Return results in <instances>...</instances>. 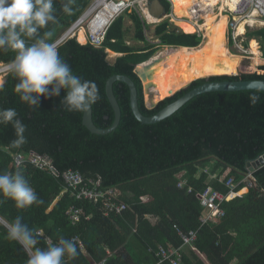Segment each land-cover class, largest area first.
I'll list each match as a JSON object with an SVG mask.
<instances>
[{
  "label": "trees",
  "instance_id": "trees-1",
  "mask_svg": "<svg viewBox=\"0 0 264 264\" xmlns=\"http://www.w3.org/2000/svg\"><path fill=\"white\" fill-rule=\"evenodd\" d=\"M160 1L170 14L171 4ZM63 2L54 0L57 22L40 29L41 36L49 33V43L55 44L93 0H72L71 14L63 11ZM172 2L176 17L199 23L196 26L206 32L204 43L198 34L181 32L167 20L156 27L155 35L160 41L158 46L169 47L158 51L160 48L154 46H128L130 29L125 27L123 15L110 26L102 49L79 44L75 39L58 47L73 75L98 86L101 99L92 105L98 128L109 129L115 121L106 92L108 80L115 75L133 80L139 109L145 117L155 116L207 82L264 81V65L256 66L252 56L242 60L228 51V19L223 18L225 11L220 0ZM126 15L133 23V40L148 43L145 30L151 26L137 12ZM250 36L259 37V44L252 49L264 59V29ZM246 45L251 49L250 42ZM106 49L115 53L110 52L111 58L122 57L112 64ZM15 55L11 49H0V62L12 63ZM151 57L148 72L152 71V78L145 85L151 86L154 101L165 100L193 83L154 110L146 107L143 86L135 74L136 67ZM238 70V77H226L237 75ZM213 76L224 77L205 80ZM17 83L13 71L0 92V109L16 110L17 118L26 125L27 142L20 148L10 147L16 139L13 125L0 124V173L21 172L43 203L17 209L13 200L0 196L5 201L0 205V264H27L29 253L16 241L7 239L4 227V222L12 223L17 216L23 217V223L38 234L37 248L47 249V239L57 245L60 238H80L84 251L77 246L78 255L73 259L65 255L63 264H155L160 247L182 246L176 227L184 232L199 230L197 241L184 255V264H264V196L240 184L248 173V163L264 156V92L205 93L171 117L144 125L133 114L129 87L117 82L114 94L121 108V121L115 131L100 136L83 125L84 112L64 110L61 100L66 96L65 90L59 97L41 96L40 107L32 108L14 92ZM253 94L260 97L255 105L249 99ZM31 152L50 158L60 175L29 162L16 168L13 156H28ZM68 171L79 172L86 181L100 178L103 188H119L123 193L121 201L129 209L107 217L100 206L77 200L72 190L63 193V175ZM183 177L188 186L180 189ZM254 177L259 189L264 190V167L256 170ZM230 179L239 184L237 197L222 205V219L201 227L203 208L197 194L212 187L228 195L226 184ZM146 197L148 201L143 200ZM71 208L85 212L76 225L68 216Z\"/></svg>",
  "mask_w": 264,
  "mask_h": 264
},
{
  "label": "clouds",
  "instance_id": "clouds-1",
  "mask_svg": "<svg viewBox=\"0 0 264 264\" xmlns=\"http://www.w3.org/2000/svg\"><path fill=\"white\" fill-rule=\"evenodd\" d=\"M71 3L72 0L62 3V9L67 14L72 13ZM49 22H57L54 0H0V49L16 52L12 64L18 83L14 92L22 102L35 108L40 107L41 96L45 99L59 97L63 89L66 91L61 100L64 110L87 112L101 99L98 86L93 81L73 75L70 65L61 58L57 45L47 42L49 33L40 35V29ZM26 38L33 42L27 44ZM3 90V84H0V92ZM249 99L255 105L260 97L253 94ZM17 116L14 108L0 109V124L12 123L15 130L16 139L10 142L12 148H20L27 142L24 135L26 125ZM0 196L13 200L17 209L43 203L19 171L15 174L0 173ZM4 202L0 199V205ZM4 227L7 239L16 241L29 253L27 264H63L65 255L69 259L78 255L76 244L64 238L47 249L37 248L38 234L23 223L21 216H17L12 223L4 222Z\"/></svg>",
  "mask_w": 264,
  "mask_h": 264
},
{
  "label": "built area",
  "instance_id": "built-area-1",
  "mask_svg": "<svg viewBox=\"0 0 264 264\" xmlns=\"http://www.w3.org/2000/svg\"><path fill=\"white\" fill-rule=\"evenodd\" d=\"M142 1H146L148 5L149 0H93L89 9L55 42V44L59 47L67 41L75 39L79 44H90L96 49H102L105 44L107 32L113 22L128 12H137L139 14V4ZM167 1L171 4L172 8L171 13L166 14L164 17V21L169 20L172 22L174 18L173 3L172 0ZM109 7H114L115 14L109 20L106 19V21L103 22L101 18H105ZM224 14L229 17L228 43L234 44L242 54H249V56L254 57L251 49H246V43L249 42L247 38L251 32L264 29V0H235L231 3V7L226 8ZM164 21H160L157 24H161ZM199 22L202 23L201 20ZM242 23H245L246 31L244 35L239 36L237 31L239 25ZM81 31H84V43L79 40V34ZM145 33H147V30H145ZM195 34H198L202 39H205L203 32L198 31ZM106 51L109 54V50L106 49ZM261 59L264 61L263 58ZM13 71L14 66L12 63H1L0 77L6 79V77ZM13 158L16 168L29 162L41 170L48 169L55 174L54 171L56 169L50 158L46 156L42 157L31 152L28 156L16 154ZM254 173L255 172L248 171L240 184H243L246 189L258 190L261 193V196H264V190L259 189ZM63 179L66 185V190L63 193L67 192V189L72 190V193L76 196L77 200L100 206L102 212L107 217L112 214H122L129 209V206L121 201V197L123 196L121 190L119 188H103L102 180L100 178L86 181L83 175L79 172L68 171L63 175ZM238 185L239 184L235 183L234 179H230L226 184L227 188L230 189L228 195L216 191L212 187H208L203 193L197 194V198L203 208V214L200 217L201 227L217 223L225 216L222 205L237 197L235 191ZM187 186L188 180L183 177L179 182L178 188L184 189ZM188 191L192 192V189L189 188ZM143 200L148 201L149 198L146 197L143 198ZM84 214L85 212L82 209L77 208H71L68 212L70 220L75 225L81 221V217ZM176 229L182 240V246L169 249L160 247L157 252L158 261L155 264H184V255L197 241L199 230L184 232L178 227H176ZM72 241L84 251V245L79 237L74 238ZM47 242L49 245L52 244L50 239H47ZM107 252L112 256L109 250H107Z\"/></svg>",
  "mask_w": 264,
  "mask_h": 264
},
{
  "label": "water",
  "instance_id": "water-1",
  "mask_svg": "<svg viewBox=\"0 0 264 264\" xmlns=\"http://www.w3.org/2000/svg\"><path fill=\"white\" fill-rule=\"evenodd\" d=\"M147 8L149 10V13L154 18L159 20V22L164 21V19H165L164 17L166 16L167 13H166L164 6L161 4L160 0H149ZM163 47H169V46H163ZM170 48H180V47H170ZM120 57H122V55ZM151 59H152V57L147 62L138 65L135 69V74L137 75V77L139 78V80L142 83L144 96L148 94V98L146 97V101H145L146 107L149 110H154L163 101H165L168 98L174 97L177 93H179L183 90L188 89L193 83L188 88H185V89L177 92L176 94L172 95L171 97L166 98L165 100L154 101L153 94L149 91L151 86L145 85V82L149 79L151 80V78H152L151 77L152 71L148 72L150 70V68H148V67L151 66V64H149ZM141 67H143V70H141ZM146 68H148V69H146ZM239 75L240 74H239V70H238L237 75L226 76V77H238ZM214 77H224V76H213V77L205 78V80H209L210 78H214ZM5 81L3 82V84L5 83ZM117 82L124 83L129 87L131 108H132L133 114L136 117V119L144 125H154V124H157V123L171 117L177 111H179L183 106H185L188 102H190L192 99H194L195 97H197L199 95L205 94V93L240 92V91L264 92V81H243V80H239V81H225V82H212V83L207 82L204 85H202V86L192 90L191 92L187 93L186 95H184L183 97L178 99L176 102L168 105L167 107H165L163 110H161L155 116L145 117L139 109L138 90H137V87H136L135 83L133 82V80L127 76L115 75L108 80L107 85H106L107 96H108V99H109V101L113 107L114 114H115V121H114L113 126L109 129L98 128L93 121L92 106L87 112H84L83 125L94 135L105 136V135L112 133L113 131H115L119 127L121 117H122V112H121V108H120L119 103H118V101L115 97V94H114V84ZM262 167H264V156L260 157L259 159L255 160L253 162H249L247 165V169L249 172H255L256 170H258ZM54 173L56 176L60 175V173L57 170H55Z\"/></svg>",
  "mask_w": 264,
  "mask_h": 264
},
{
  "label": "rangeland",
  "instance_id": "rangeland-1",
  "mask_svg": "<svg viewBox=\"0 0 264 264\" xmlns=\"http://www.w3.org/2000/svg\"><path fill=\"white\" fill-rule=\"evenodd\" d=\"M128 13H130V12H128ZM139 15H140V17L145 22L149 23L148 21H146V18L144 17L143 12L140 9H139ZM124 16H125V27L130 29V33H129L128 37H127V42H126L128 46L135 47V48H139V49L140 48H144L146 46H154L155 48H158V49L160 48L158 51H160L162 48H164L163 46H161V47L158 46L160 44L159 43L160 41H159V39L155 35V29H156V27L159 24H150L149 23L151 27H150V29L147 30V33H146V37L148 39V43L145 44V43H141V42H136L135 40H133V36H134V33H135L134 32L133 23H132L131 19L126 15V13L124 14ZM170 23L175 28L179 29L181 32L188 31V28L190 27V23H189V20L188 19H183V18L176 17V16H175L174 20L172 22H170ZM193 27H197V26L194 25ZM197 29L200 30L199 27ZM255 31H258V30H255ZM204 33H206V32H204ZM250 34L248 35V38L247 39L251 43V50H253L252 47L253 46H256L257 44H259L260 40H259V37L258 36H250ZM204 41H205V39L202 40V43H204ZM246 49L249 50V48L247 46H246ZM228 51L231 54L234 53L233 55H236L237 54V56L242 57V60L245 59L246 56H249V54H242V52L234 44H232V43H228ZM106 53H107V51H106ZM258 54H259V52H258ZM118 58H120V57L111 58L110 53L108 54V57H107L108 61L110 63H112V64H114ZM255 58H259V57L258 56L257 57L254 56L253 57L254 62H255ZM239 74H240V72H239ZM147 81L149 82L151 80L149 79ZM146 97H147V95L144 96L145 101H146Z\"/></svg>",
  "mask_w": 264,
  "mask_h": 264
},
{
  "label": "bare ground",
  "instance_id": "bare-ground-1",
  "mask_svg": "<svg viewBox=\"0 0 264 264\" xmlns=\"http://www.w3.org/2000/svg\"><path fill=\"white\" fill-rule=\"evenodd\" d=\"M221 1V8L225 11L227 7H231V3L234 2L235 0H220ZM146 1H142L139 4V9L142 10L144 17L146 18V20L150 23V24H157L159 22V20H157L156 18H154L150 13L149 10L147 8V4H145ZM173 3V2H172ZM174 3H173V11H174ZM115 12H114V7H109L108 9V13L106 14L105 18H101V20L104 22L107 20H109L112 16H114ZM173 17L175 18L174 12H173ZM173 18V20H174ZM223 18H227L228 19V28H229V17L225 14L223 16ZM215 27V26H214ZM212 27V29L214 28ZM196 28V27H195ZM195 28H188V32L195 34L196 32L200 31L198 29ZM246 29H245V23H242L241 25H239L238 27V31L237 34L239 36L244 35ZM79 40L84 43L85 42V36H84V31H81V33L79 34ZM178 48H175V50ZM109 52H112L111 50ZM253 56H258L259 58H255V65L256 66H262L264 65V61L260 58V53L258 54V52L256 50H251ZM114 53V52H112ZM115 54V53H114ZM234 54V53H233ZM119 55V54H116ZM237 55V54H236ZM0 67H1V63H0ZM201 80V79H199ZM5 80L0 77V84H3ZM197 81V80H195Z\"/></svg>",
  "mask_w": 264,
  "mask_h": 264
},
{
  "label": "crops",
  "instance_id": "crops-1",
  "mask_svg": "<svg viewBox=\"0 0 264 264\" xmlns=\"http://www.w3.org/2000/svg\"><path fill=\"white\" fill-rule=\"evenodd\" d=\"M174 12V11H173ZM190 23V27H192V28H195V27H193L194 25L196 26V25H198L199 23H193V22H189ZM198 28V26L195 28V29H197ZM200 31H202L201 29H200ZM109 50V49H108ZM110 51V50H109ZM110 53V52H109ZM6 80V79H5ZM215 177V176H214ZM211 179H214L213 177H211ZM57 203V201L54 203V205ZM54 205H53V207H54ZM153 222H154V220H152Z\"/></svg>",
  "mask_w": 264,
  "mask_h": 264
}]
</instances>
